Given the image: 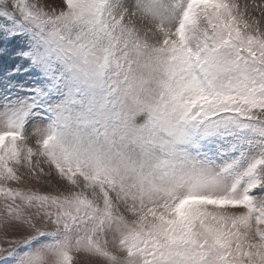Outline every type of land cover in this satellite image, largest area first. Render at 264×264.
I'll list each match as a JSON object with an SVG mask.
<instances>
[{"label":"snow or ice","instance_id":"snow-or-ice-1","mask_svg":"<svg viewBox=\"0 0 264 264\" xmlns=\"http://www.w3.org/2000/svg\"><path fill=\"white\" fill-rule=\"evenodd\" d=\"M262 18L0 0V264H264Z\"/></svg>","mask_w":264,"mask_h":264},{"label":"rangeland","instance_id":"rangeland-1","mask_svg":"<svg viewBox=\"0 0 264 264\" xmlns=\"http://www.w3.org/2000/svg\"><path fill=\"white\" fill-rule=\"evenodd\" d=\"M241 3L247 2V3H251L252 0H240ZM256 3L261 4L264 3V0H256ZM264 19V18H262ZM95 260L94 257H91L87 254L84 253H80L77 254V258L75 261V264H93V261Z\"/></svg>","mask_w":264,"mask_h":264}]
</instances>
